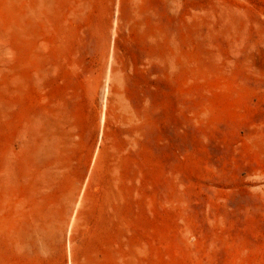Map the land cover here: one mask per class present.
<instances>
[{
	"label": "rangeland",
	"instance_id": "374dc122",
	"mask_svg": "<svg viewBox=\"0 0 264 264\" xmlns=\"http://www.w3.org/2000/svg\"><path fill=\"white\" fill-rule=\"evenodd\" d=\"M0 264H264V0H0Z\"/></svg>",
	"mask_w": 264,
	"mask_h": 264
}]
</instances>
